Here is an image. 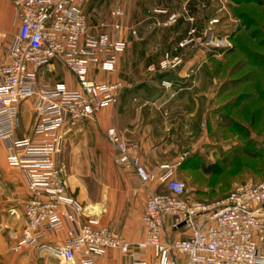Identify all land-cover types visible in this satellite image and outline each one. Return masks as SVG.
Instances as JSON below:
<instances>
[{"label":"built area","instance_id":"1","mask_svg":"<svg viewBox=\"0 0 264 264\" xmlns=\"http://www.w3.org/2000/svg\"><path fill=\"white\" fill-rule=\"evenodd\" d=\"M11 1L19 29L9 45L0 49V141L7 145L9 163L26 176L29 191L25 227L20 236L12 233L16 241L13 249L29 245L48 248L66 264H96L108 248L128 253L131 244L88 215L86 206L69 194L56 160L67 125L94 118L101 109L118 102L122 84L98 81L91 71H116L118 55L127 47L118 35L122 28L115 25L114 37L92 34L83 11L91 0ZM122 13L119 7L113 11ZM164 14L167 18L159 20L158 27L177 22L176 14ZM217 22L210 19L202 37L190 30L178 48L195 43L210 49L230 46L227 40L217 38ZM55 62L74 74L77 89L43 82L46 70ZM184 62L182 56L167 51L149 71L176 70ZM33 97L36 123L32 135L17 138L19 107ZM108 136L117 150L116 164L133 168L145 185L159 182L166 188L148 195L142 217L146 238L138 243L139 248L153 247L163 264H264V179L247 181L226 198L205 203L190 197L186 183L177 175L180 162L148 170L137 153V144L114 129ZM167 217L172 218L174 228L185 222L187 235L164 239ZM64 227L62 244L43 241L48 232ZM133 264L148 263L137 260Z\"/></svg>","mask_w":264,"mask_h":264},{"label":"crops","instance_id":"2","mask_svg":"<svg viewBox=\"0 0 264 264\" xmlns=\"http://www.w3.org/2000/svg\"><path fill=\"white\" fill-rule=\"evenodd\" d=\"M233 5V0H91L84 6L92 34L114 37L115 25H120L119 38L127 43L118 55L115 72L91 71L98 81L122 84L118 102L104 107L94 118L67 125L56 155L69 194L86 206L88 215L131 244L128 253L106 249L96 264H133L137 260L163 264L153 247L141 249L138 243L146 238L142 217L149 193L165 192L166 188L159 182L145 185L133 168L116 164L117 150L108 131L114 129L137 144V153L148 170L184 159V153L200 141L196 138L200 118L206 119L207 126L213 121V113L224 99L220 96L224 81L216 78L217 67L213 64L214 57L222 53L217 55L214 49L197 43L185 48H178V44L192 29L196 37L203 36L209 20L215 18L214 11L211 14L213 7ZM117 7L123 10L121 15L113 14ZM164 13L176 14L177 22L158 27V21L167 18ZM18 29L12 1L0 0V49L9 45ZM165 51L183 56L184 64L176 70L150 72L149 66L158 62ZM42 80L61 83L69 89L79 87L74 74L60 62L53 63ZM35 104L33 97L20 105L17 138L32 135ZM8 156L6 143L0 141V264H66L48 248L29 245L13 249L16 241L12 233L20 236L25 227L24 205L29 191L26 176L9 163ZM66 231L64 227L48 232L43 241L62 244ZM187 233L183 227L174 228L171 217L166 218L164 239ZM180 261L184 262V256Z\"/></svg>","mask_w":264,"mask_h":264},{"label":"rangeland","instance_id":"3","mask_svg":"<svg viewBox=\"0 0 264 264\" xmlns=\"http://www.w3.org/2000/svg\"><path fill=\"white\" fill-rule=\"evenodd\" d=\"M253 8V5L246 6L245 4H242V6L238 8L234 7L233 5V7H213V10L211 9V14L214 11L213 17H215L212 19H218L217 24L214 26L217 38L219 40H227L228 43H230V46L228 47H221V49L213 48L215 54L219 55L222 53V56L214 57L213 64L216 66L217 63H221V60L218 59H222L224 61V65L225 63L229 64L228 68L229 71H231L229 75L226 74L222 77L216 75V78H219L220 82L224 81L225 79H236L237 77L244 74L245 71L243 72V70L241 72H237L239 69H241V67H243V64L246 63L244 58H242L243 49L250 48L251 51L264 50V46L261 47L258 45L259 42L262 41L263 37H261V35H258L255 39L250 37L249 34L254 28L246 27L245 22L238 16L239 9L241 11H249V13L252 14L251 10H254ZM262 13L264 15L263 11ZM223 17L225 18L223 19ZM221 18L223 20L222 22ZM238 18L240 19L238 20ZM3 21L6 24L4 17L2 18V22ZM226 32L228 35H226ZM244 33L246 34L243 35ZM193 45H196V43ZM193 45L189 46L194 47ZM222 49L228 50L223 51ZM166 52L167 51H165L164 54ZM171 52L173 55L181 56L179 54H175V51ZM261 116L262 118L256 121V127H254L252 130L250 129L244 131L243 133L232 131L224 133L223 130H218L216 126H221V120L218 116L213 118V121H211L213 124L212 130H209L206 119L203 117L200 118L199 124L201 129L198 131L196 137L200 138V141L198 144L192 146L191 149H188L186 154L184 153L183 157L184 159L188 158V163H186L187 165L179 168L177 171L178 177L186 183L193 199L205 203H214L218 200L226 198L231 193V191L240 184L251 180L259 181L264 179V113H262ZM224 122H226L224 127L230 124L227 121ZM212 131L216 134L212 135ZM207 132L208 135H206ZM193 149L196 151L193 152ZM248 149V152L251 154H247L246 157L243 156L236 158L235 162L233 161L231 164H229V166L224 169L223 174L219 176V178H216L218 181L214 185V188L211 186L212 188L206 187V190L198 189L202 185H199V183L195 182V180L198 178V171H192L190 168L192 164L199 161V167L201 168L202 166V169L204 170L206 163L210 161L213 162L219 160L223 155L226 154L235 156L238 151H247ZM253 152L257 153L254 155V158L248 156L252 155ZM183 160H181V162Z\"/></svg>","mask_w":264,"mask_h":264},{"label":"trees","instance_id":"4","mask_svg":"<svg viewBox=\"0 0 264 264\" xmlns=\"http://www.w3.org/2000/svg\"><path fill=\"white\" fill-rule=\"evenodd\" d=\"M234 7H241L242 4L246 6L253 5L254 10H251L252 14L249 11H241L239 9L238 16L242 18L245 22L246 27H253V31L249 34L253 39L261 35L263 37L262 41L259 42V46H264V0H233ZM263 32V33H262ZM244 33L243 35H245ZM242 58L245 62L243 67L237 72L243 70L244 74L237 77L236 79H225L224 84L221 89L220 96H224V99L219 101V107L213 113V117H220L221 126L218 125L216 128L218 130H223V132H238L243 133L247 130H252L256 127V121L262 118V113H264V50H253L243 49ZM216 74L219 77H222L226 74H230L229 64L228 63H217L215 66ZM224 93V94H223ZM250 114V116H249ZM240 117V118H239ZM227 121L230 124L224 127V124ZM247 121V123H246ZM212 122L208 123L209 130H212ZM217 130V131H218ZM216 134L212 131V135ZM223 134V133H222ZM247 135V134H246ZM245 136V135H243ZM249 149L238 151L235 156L232 155H223L219 160L210 161L206 163L205 169L199 167V161L191 165L193 172H197L198 178L195 182L202 185L199 187V190H206V187H213L217 183L219 176L223 174V171L226 167L229 166L233 161L235 162L236 158L243 157L247 154ZM257 153L253 152L252 155H248L251 158H254ZM232 156V157H231ZM188 158L180 162L178 169L187 165ZM211 187V188H212ZM204 188V189H203Z\"/></svg>","mask_w":264,"mask_h":264},{"label":"water","instance_id":"5","mask_svg":"<svg viewBox=\"0 0 264 264\" xmlns=\"http://www.w3.org/2000/svg\"><path fill=\"white\" fill-rule=\"evenodd\" d=\"M185 225V222H183L182 224L179 225V227H183Z\"/></svg>","mask_w":264,"mask_h":264}]
</instances>
